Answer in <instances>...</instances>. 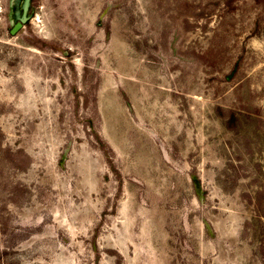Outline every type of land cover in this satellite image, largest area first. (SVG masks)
Returning a JSON list of instances; mask_svg holds the SVG:
<instances>
[{
  "label": "rangeland",
  "instance_id": "obj_1",
  "mask_svg": "<svg viewBox=\"0 0 264 264\" xmlns=\"http://www.w3.org/2000/svg\"><path fill=\"white\" fill-rule=\"evenodd\" d=\"M0 264H264V0H0Z\"/></svg>",
  "mask_w": 264,
  "mask_h": 264
},
{
  "label": "water",
  "instance_id": "obj_2",
  "mask_svg": "<svg viewBox=\"0 0 264 264\" xmlns=\"http://www.w3.org/2000/svg\"><path fill=\"white\" fill-rule=\"evenodd\" d=\"M19 27V25H16L15 27H14V29H17Z\"/></svg>",
  "mask_w": 264,
  "mask_h": 264
}]
</instances>
